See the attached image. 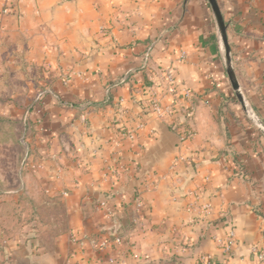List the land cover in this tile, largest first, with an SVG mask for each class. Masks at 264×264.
Returning a JSON list of instances; mask_svg holds the SVG:
<instances>
[{
	"label": "crops",
	"instance_id": "obj_1",
	"mask_svg": "<svg viewBox=\"0 0 264 264\" xmlns=\"http://www.w3.org/2000/svg\"><path fill=\"white\" fill-rule=\"evenodd\" d=\"M216 1L264 123V0ZM223 53L207 0H0V115L23 126L31 171L65 214L49 241L4 240L0 264H264L252 250L264 249V136ZM168 69L191 99L163 88ZM155 87L168 117L149 106ZM230 231L224 253L215 238Z\"/></svg>",
	"mask_w": 264,
	"mask_h": 264
},
{
	"label": "rangeland",
	"instance_id": "obj_2",
	"mask_svg": "<svg viewBox=\"0 0 264 264\" xmlns=\"http://www.w3.org/2000/svg\"><path fill=\"white\" fill-rule=\"evenodd\" d=\"M6 96L2 100L14 102ZM23 126L11 114L0 115V239L20 232L49 241L65 226L61 200L48 196L28 164Z\"/></svg>",
	"mask_w": 264,
	"mask_h": 264
},
{
	"label": "built area",
	"instance_id": "obj_3",
	"mask_svg": "<svg viewBox=\"0 0 264 264\" xmlns=\"http://www.w3.org/2000/svg\"><path fill=\"white\" fill-rule=\"evenodd\" d=\"M7 1L8 2H14L16 0H7ZM1 13L2 14L8 13V8L7 7L2 8ZM182 56H184V53H182ZM160 84L163 86V88L168 93L173 95L176 99H178L179 97L184 98V100H188V99L192 98V95H191L189 90H187L185 88H183L179 91L177 90L175 79L173 77L171 70H169V69L165 71L163 79L160 82ZM146 92L149 95V98H148L149 106L155 114H157L159 117H168L172 113V107L170 105L162 106L160 104L158 97H157L156 87H155V89L149 88ZM143 126H144L143 123H138L134 128L127 130L124 133V137L126 139H128L129 141H135L137 131L141 130L143 128ZM188 135H190V134L188 133ZM185 138H186L185 134L179 136L180 141H183ZM140 204L141 203H140L139 199H137L136 200V206H140ZM101 205L103 206L104 203H101ZM209 208H210L209 203H201L199 205V209L202 212L207 211ZM117 241H119V240L117 239ZM215 241L224 253H229L231 251V248H232L233 243H234V232L230 231L228 233V235L222 239L215 238ZM106 246H107V241L101 242V247H106ZM252 250L256 253V255L260 261H264V249H258L256 247H253ZM210 259H211V257L209 255L202 257V261L204 264H209Z\"/></svg>",
	"mask_w": 264,
	"mask_h": 264
},
{
	"label": "water",
	"instance_id": "obj_4",
	"mask_svg": "<svg viewBox=\"0 0 264 264\" xmlns=\"http://www.w3.org/2000/svg\"><path fill=\"white\" fill-rule=\"evenodd\" d=\"M213 17L215 19L216 25H217V30L219 33V36L221 38V43H222V47H223V63L225 66V71L227 74V77L231 83L233 92L235 94V97L237 99V101L240 103L242 109L244 110L245 114L247 115V117L249 119H251V121L254 123V125L256 126V128L259 130V132L264 136V123L262 122V120L257 117L255 115V113L249 108L247 102L245 101V98L241 92L238 80L236 78L235 75V71L233 68V64H232V59H231V54H230V47L228 44V40H227V34H226V23L221 15L219 6L217 4L216 0H207Z\"/></svg>",
	"mask_w": 264,
	"mask_h": 264
},
{
	"label": "trees",
	"instance_id": "obj_5",
	"mask_svg": "<svg viewBox=\"0 0 264 264\" xmlns=\"http://www.w3.org/2000/svg\"><path fill=\"white\" fill-rule=\"evenodd\" d=\"M4 240H6V239H3V240L0 239V254H1V245H2Z\"/></svg>",
	"mask_w": 264,
	"mask_h": 264
}]
</instances>
